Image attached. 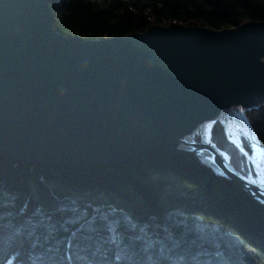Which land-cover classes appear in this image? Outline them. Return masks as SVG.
I'll list each match as a JSON object with an SVG mask.
<instances>
[{
	"label": "water",
	"instance_id": "95a60500",
	"mask_svg": "<svg viewBox=\"0 0 264 264\" xmlns=\"http://www.w3.org/2000/svg\"><path fill=\"white\" fill-rule=\"evenodd\" d=\"M261 105L264 20L86 38L55 28L50 0H0V152L17 162L88 171L188 153L264 203V186L199 133L237 108L257 140L245 111Z\"/></svg>",
	"mask_w": 264,
	"mask_h": 264
},
{
	"label": "trees",
	"instance_id": "16d2710c",
	"mask_svg": "<svg viewBox=\"0 0 264 264\" xmlns=\"http://www.w3.org/2000/svg\"><path fill=\"white\" fill-rule=\"evenodd\" d=\"M50 4L59 32L86 38L175 20L217 29L264 20V0ZM245 114L264 148V105ZM240 137L252 155L255 140ZM210 143L244 175L257 177L220 121ZM0 264H264V203L188 153L81 171L17 162L0 152Z\"/></svg>",
	"mask_w": 264,
	"mask_h": 264
},
{
	"label": "bare ground",
	"instance_id": "6f19581e",
	"mask_svg": "<svg viewBox=\"0 0 264 264\" xmlns=\"http://www.w3.org/2000/svg\"><path fill=\"white\" fill-rule=\"evenodd\" d=\"M226 113H227V111H225L223 113L222 120L226 124H230L232 121L230 120V117H228L226 115ZM210 125H212V123L207 122L202 126V128L199 129V133H202L201 135L203 136L204 140L210 141V136H209L210 135V129H209ZM244 126H245L244 130L246 131V133L253 140H255L251 131L246 127L245 124H244ZM229 132L233 133L234 137H232V135L230 133H228V134L234 141H238V142L240 141V138H241L240 137V134H241L240 129L238 131L237 130H230ZM235 136H237L239 139L236 138ZM255 142H256V140H255ZM248 157H249L250 161L254 164V169L257 172V177H255L253 175H250L247 177L251 178L253 181L258 182L264 186V165L262 163V160L264 158V151H263L262 147L257 142L254 144L253 154L252 155L249 154ZM258 173H259L260 177L258 176Z\"/></svg>",
	"mask_w": 264,
	"mask_h": 264
},
{
	"label": "rangeland",
	"instance_id": "374dc122",
	"mask_svg": "<svg viewBox=\"0 0 264 264\" xmlns=\"http://www.w3.org/2000/svg\"><path fill=\"white\" fill-rule=\"evenodd\" d=\"M226 115L228 117H230V120L232 121L230 124H226L227 127H225V130H226V134L227 136L230 138L229 134L230 133L232 135V137H234L233 133L229 132L230 130H239L241 131L242 134L245 135L246 131L244 130L245 129V126H244V122L242 121L241 119V115H240V112H239V109L237 108H231L230 110L227 111ZM223 124V122H222ZM213 125V124H212ZM212 125L209 126V129L211 130V127ZM224 125V124H223ZM228 132V133H227ZM196 134H199V133H196ZM247 134V133H246ZM200 135V134H199ZM210 136V135H209ZM236 138H238L237 136H235ZM239 139V138H238ZM240 141H241V138H240ZM226 154V157L229 159V157L227 156V153ZM262 163L264 165V158L262 160ZM253 164V163H252ZM254 166V164H253ZM257 173V172H256ZM250 176V175H249ZM258 176H259V173H258ZM260 177V176H259Z\"/></svg>",
	"mask_w": 264,
	"mask_h": 264
},
{
	"label": "built area",
	"instance_id": "2783aa9c",
	"mask_svg": "<svg viewBox=\"0 0 264 264\" xmlns=\"http://www.w3.org/2000/svg\"><path fill=\"white\" fill-rule=\"evenodd\" d=\"M226 155V154H225ZM228 156V155H227Z\"/></svg>",
	"mask_w": 264,
	"mask_h": 264
}]
</instances>
